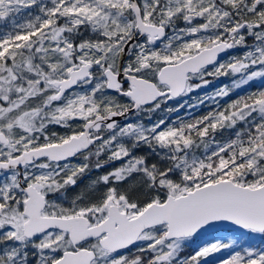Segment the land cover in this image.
Returning a JSON list of instances; mask_svg holds the SVG:
<instances>
[{
  "label": "snow or ice",
  "instance_id": "obj_1",
  "mask_svg": "<svg viewBox=\"0 0 264 264\" xmlns=\"http://www.w3.org/2000/svg\"><path fill=\"white\" fill-rule=\"evenodd\" d=\"M229 75L199 103L264 80V0H0V264H264V87L140 120Z\"/></svg>",
  "mask_w": 264,
  "mask_h": 264
},
{
  "label": "rangeland",
  "instance_id": "obj_2",
  "mask_svg": "<svg viewBox=\"0 0 264 264\" xmlns=\"http://www.w3.org/2000/svg\"><path fill=\"white\" fill-rule=\"evenodd\" d=\"M29 11L35 13L37 11V9L36 8H33V9L29 10ZM22 15L23 16H26L27 15V12L23 13ZM248 43L250 45L253 43V40H252L251 37L248 39ZM246 50L247 49H245V48H237V49L234 50V53L233 54H228L221 61L228 60L230 56L242 55L243 52L246 51ZM209 71H211V69H209ZM207 79H209L211 81V83L209 85H207L206 87L197 89V90L193 91L190 94H187V95H185L183 97L178 98V99H180V102L181 103L184 102V101H186L190 105H196V107H189L191 109V113H194L195 111H199L202 108V106H206V107H208V106L213 107L214 106V108L217 107V104L219 105V107H221L223 105L226 106L228 103H230L231 101L235 100L238 95L239 96H244V95L248 94L251 91H254V90L258 89V88L264 87V80H261L260 78H257L255 81L250 82L249 85L244 86V87H242L240 89H237V90L232 91L227 97L216 98L215 100L208 99V100H205L203 104H200L199 103V100L200 99H202L206 95L212 96L214 94V91L216 89H218L219 87H221L222 85H229V87H231L232 80L234 79V77L231 76V75H229V76H221L219 78L207 77ZM122 102H126L124 98H122ZM165 114L166 113L164 112V115L163 116H165ZM145 116L146 115H144V114H141L140 115L141 122H144L145 121V120H143ZM166 117L167 116L163 117L162 119H165L167 121V118ZM146 118L148 119L147 116H146ZM128 119L134 121L136 119V117L135 116H129ZM79 122L80 121H77L76 124H79ZM168 123L169 124H174L173 122H171V123L168 122ZM145 125L146 126H150L151 123H147ZM49 131H51V132H57V133L62 134L64 132L68 131V130L65 129V128H63V127L52 126V127H50ZM230 131H234V130H230ZM228 137L231 138L230 135ZM200 150H204L203 147L198 148V149H195L194 150L195 151V154L198 155ZM148 151L149 150L147 148H143V151H141V152H146L147 153ZM81 159L82 158H80L79 160H77V162H80ZM102 159H106V156H103ZM159 159H160L159 156H156L155 154H153L151 156V158H150V162L151 161H155V160H159ZM119 163H121V162H115V164H111L110 163L108 166L105 167V168H107L105 170L108 171L113 166H119ZM103 171H101V172H103ZM101 172L100 171H92L90 173V175H89V178L94 177V176H98V175L101 174ZM214 238H219V237L217 236V234H209V236H206V237L204 236V237H201L200 239L203 242H206L207 243V242H211ZM202 241H200V240L199 241L192 240V241H189L188 243H185L183 245V248H182V251H181V256L182 257H187V256L191 255L193 251L192 252H189L188 251L189 248H191V246H195V244H198V245L200 244L201 245V243H203ZM258 242H259V239H257V241H255V243H258ZM203 245H201V246H203ZM201 246H198V247H201ZM230 254H231V250L230 249L222 250L221 252L212 254L208 258L204 259L202 261V264H218L219 260L224 259V258H227Z\"/></svg>",
  "mask_w": 264,
  "mask_h": 264
},
{
  "label": "trees",
  "instance_id": "obj_3",
  "mask_svg": "<svg viewBox=\"0 0 264 264\" xmlns=\"http://www.w3.org/2000/svg\"><path fill=\"white\" fill-rule=\"evenodd\" d=\"M240 97L239 95L237 96V98ZM236 98V99H237ZM125 101H126V98H124ZM179 104H184L185 107L183 108H180L179 110H174V111H171L169 112L168 109L169 108H172V109H176L177 106ZM189 103H187L186 101L184 102H180V99H175L171 102H168L164 105L161 106V109L159 111H156L154 113H152L150 116L146 115L148 117V119L146 118V116L144 117L143 120H145L143 123L144 124H147V123H154L156 121H158L159 119H162L163 117L167 116V121L168 122H173V123H176L177 121H183V122H189L191 120H195L196 118H199L203 115H205L207 112L215 109L214 106L211 107V106H202V108L199 110V111H195L194 113H191V109L189 108ZM225 107V105L221 106L220 108H223ZM164 112L166 113L165 116L164 115ZM229 133V134H228ZM233 134H234V131H230V130H223V131H218L216 134H215V141L217 142H220V143H223L225 141H227L229 139V135L231 137H233ZM143 151V149H142ZM205 150H200L199 151V154L197 156H201L202 154H204ZM143 153H146V152H141L140 154H143ZM105 169L107 168H104L101 171H106ZM201 238V237H200ZM200 238L197 239V241H202ZM203 242V241H202ZM260 242V241H259ZM258 242V243H259ZM204 243L206 242H203L201 243V245H203ZM200 244H195V246H191V248H189V252H192L194 251L198 246H201Z\"/></svg>",
  "mask_w": 264,
  "mask_h": 264
},
{
  "label": "flooded vegetation",
  "instance_id": "obj_4",
  "mask_svg": "<svg viewBox=\"0 0 264 264\" xmlns=\"http://www.w3.org/2000/svg\"><path fill=\"white\" fill-rule=\"evenodd\" d=\"M235 50V49H234ZM234 50H229L225 55H223L220 60L224 59L228 54H233ZM78 90V89H77ZM80 123V122H79ZM80 158H77V160H79ZM77 160L75 162H77ZM89 179V176L85 177L84 180L82 181V183H87Z\"/></svg>",
  "mask_w": 264,
  "mask_h": 264
},
{
  "label": "water",
  "instance_id": "obj_5",
  "mask_svg": "<svg viewBox=\"0 0 264 264\" xmlns=\"http://www.w3.org/2000/svg\"><path fill=\"white\" fill-rule=\"evenodd\" d=\"M223 55H225V54H222L220 57H219V59L223 56ZM118 120H120L121 122L123 121V118H117Z\"/></svg>",
  "mask_w": 264,
  "mask_h": 264
},
{
  "label": "bare ground",
  "instance_id": "obj_6",
  "mask_svg": "<svg viewBox=\"0 0 264 264\" xmlns=\"http://www.w3.org/2000/svg\"><path fill=\"white\" fill-rule=\"evenodd\" d=\"M176 99H177V98H176ZM123 122H124V120H123L121 123H123ZM206 236H209V235H206ZM206 236H205V237H206ZM203 237H204V236H203Z\"/></svg>",
  "mask_w": 264,
  "mask_h": 264
}]
</instances>
